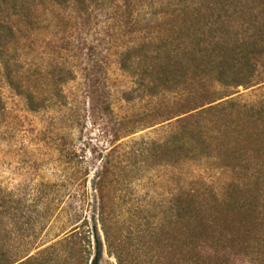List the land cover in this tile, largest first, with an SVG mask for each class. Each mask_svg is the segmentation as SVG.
<instances>
[{
	"label": "rangeland",
	"instance_id": "1",
	"mask_svg": "<svg viewBox=\"0 0 264 264\" xmlns=\"http://www.w3.org/2000/svg\"><path fill=\"white\" fill-rule=\"evenodd\" d=\"M242 1L245 5L223 0L234 40L231 47L236 52L243 50L252 32L251 11L255 15L252 0ZM195 3L27 0L24 8L17 5L11 23L19 29L7 55L17 86L29 90L34 103L8 83L0 63L4 105L0 117V253L4 260L20 262L62 242L79 227L90 235L92 254L97 240L101 242L99 264H117L107 253L97 221L101 182L111 200L114 235L133 252L131 258L141 264H177L156 249L178 243L177 232L168 230L165 218L170 194L185 185L198 204L201 200L210 204L215 192L220 194L233 182L232 176L220 168L226 160H217L216 154L209 161L193 158V162L174 164L171 157H153L145 149L150 142L169 139V123L177 119H165L198 101L218 99L204 107L206 110L224 100L234 101L226 110L192 111L190 114L201 115L191 118L190 128L208 133L209 144L222 153L231 151L239 140L258 166L259 184L264 189V124L258 122L250 132L258 133V141L246 134L242 138L236 131L246 123L243 106H255L264 97L263 58L253 56L251 87L224 90L217 86L205 92L204 83L191 74L203 67L201 59L194 61L186 55L183 61L190 69L178 88L150 94V78L145 72L151 58L148 51L166 44V33H171L183 6ZM174 36L182 37L178 31ZM133 47L143 52H131L125 71V50ZM226 121H233L235 129L228 130ZM165 163L174 165L166 168ZM240 182L248 190L255 187L253 180ZM224 219H216L212 229L218 232L209 234H228L223 243L233 254L229 264H264V218L258 221L247 215L241 219L242 226L229 233ZM147 222L156 224L149 229L151 223L146 226ZM228 223L236 224L233 219ZM149 230L154 238L148 236ZM149 240L156 248H149ZM65 245L50 252L49 264H76L75 258H58L57 252Z\"/></svg>",
	"mask_w": 264,
	"mask_h": 264
},
{
	"label": "trees",
	"instance_id": "2",
	"mask_svg": "<svg viewBox=\"0 0 264 264\" xmlns=\"http://www.w3.org/2000/svg\"><path fill=\"white\" fill-rule=\"evenodd\" d=\"M196 1L197 3L190 7L183 6L178 18L172 23L171 33L170 31L166 33V44L148 51L151 58L145 72L150 78L148 86L151 96L158 95L160 92H173L178 88L183 79L188 76L190 69L183 61L186 55H191L194 61L198 57L201 59L203 67L199 66L198 69L196 67L191 74L193 76L195 74L204 83L205 92L214 91L217 86L224 90L237 89L238 87L246 89L252 86L251 79L255 71L252 62L253 56H258V60L264 59V0L251 1V4L255 6V15L251 11L252 18L249 22L252 32L247 36L246 44L242 45L243 50L239 52L231 47L233 35L230 31V22L225 19L228 8L224 6L223 0ZM232 1H238L237 3L240 5H245L242 0ZM26 3L27 0H0V63L3 65L8 83L12 87H16L15 89L20 91V95H25L28 102L33 105V94L29 90L17 86L16 77L7 55L8 47L13 42L12 39L16 40V29H19L18 25L15 26L11 23L16 15L14 10L18 4L24 8ZM186 19L191 21L188 22ZM190 22L193 23L190 24ZM177 31L182 35L179 39L174 36ZM125 52H127L126 59L122 60V68L127 71L129 69L127 61L132 55L131 52L143 51L138 50V47H133L127 48ZM217 100V98H211L207 101H198L188 108L187 106L179 108L175 111L174 116L164 120L166 122L177 119L169 123L172 128L169 139L150 142L145 149V153L149 152L153 157H168V159L171 157L174 164L179 161L193 162V158L209 161L211 158L214 159L216 154L217 160H226V164L220 168L232 176L231 181L233 182H230L220 194L215 192L210 204H206L203 200L198 204L194 192L187 191L185 185H179L177 190L170 194L166 202V211L169 215L165 218L166 224L169 226L168 230L177 232L178 243L169 248L153 247L150 240L146 243L149 248L162 249V253L173 258L177 264H229V259L233 254L223 243L227 240L228 234L224 232L221 235L218 234V237L214 236L215 238L209 234L211 230L215 233L218 232L212 229L215 220L224 216V222L227 224L225 227L229 233V229L233 232L236 227H241V219L246 218L247 215L258 217V221L264 218V189L259 184L258 166L252 163V158L245 152L239 140L231 151L222 153V151L213 148L211 143L209 144L208 133L203 130L193 131L190 128L191 118L201 115L198 112L190 114L192 111L202 109L204 113H207L219 108L226 110L227 106L234 104V101L229 99L208 110L204 109L207 105L216 103ZM3 107L0 97V117ZM243 111H245L246 123H243L242 128L236 129L240 132V135L237 132L236 135L243 138L246 134L248 138L258 141V133L250 134V132L254 129L253 126L258 125V122L264 124V97L255 106H243ZM226 126H228V130L235 129L233 121H226ZM173 165L165 163L166 168ZM245 180H253L255 187L251 190H248L250 187L247 185L240 187L239 184H242L240 181ZM98 187L97 221L104 235L107 253L115 258L117 264H141L136 258H131L130 253L133 254V252L128 250L126 243L121 242L114 235L109 211L111 200L105 193L103 183L99 182ZM210 205H212L211 208H209ZM229 219H233L236 224L228 223ZM156 222H147L146 226L151 223L149 226L151 229L150 227ZM153 233L150 231L147 234L154 238ZM208 235L211 238H205ZM76 237L78 242L71 243V239ZM64 243L66 245L62 252H57L58 258L61 256L66 260L75 258L76 264H89V261L90 264H99L101 242L97 240L96 250L92 254L88 248L90 235L80 232L79 227L74 229L62 242L44 247L20 262L4 260L0 253V264H49L51 261L50 252H56L55 248ZM236 243H239L237 239Z\"/></svg>",
	"mask_w": 264,
	"mask_h": 264
}]
</instances>
